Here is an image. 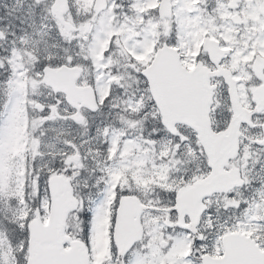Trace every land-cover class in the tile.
I'll return each instance as SVG.
<instances>
[{"label":"snow or ice","instance_id":"snow-or-ice-1","mask_svg":"<svg viewBox=\"0 0 264 264\" xmlns=\"http://www.w3.org/2000/svg\"><path fill=\"white\" fill-rule=\"evenodd\" d=\"M0 264H264V0H0Z\"/></svg>","mask_w":264,"mask_h":264}]
</instances>
